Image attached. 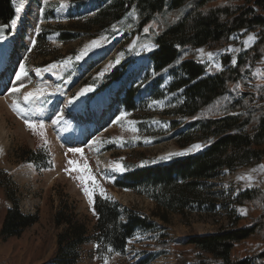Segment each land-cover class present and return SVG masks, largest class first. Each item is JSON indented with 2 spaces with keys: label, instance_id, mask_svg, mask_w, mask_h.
Wrapping results in <instances>:
<instances>
[{
  "label": "rangeland",
  "instance_id": "rangeland-1",
  "mask_svg": "<svg viewBox=\"0 0 264 264\" xmlns=\"http://www.w3.org/2000/svg\"><path fill=\"white\" fill-rule=\"evenodd\" d=\"M63 2L64 0H48L45 4L44 0H33L35 8L33 3L29 6V16L33 19L29 22V27L25 26L21 30L20 37L10 53L9 66L1 79L5 80V86L0 91V232L7 209L11 207L5 191V173L12 179L15 192H10L19 201L21 211L26 215L38 216L39 221L18 238L5 240L0 236V257L8 259V264L47 263L54 256L57 247L59 230L54 224V216L64 204L75 209L81 220L88 221L89 235L92 236L96 218L93 203L89 204L88 197L84 194V184L80 179L82 173L72 171L67 163L68 160H75L80 166L87 163L95 179L105 189L106 195L122 209L142 212L150 217L160 230L156 233L137 231L133 240L129 241L124 255L111 251L98 253L96 244L91 241L83 247L82 258L78 264H105V258L108 264H139L149 254L156 255L149 264H192L197 259L193 254L187 253L189 248L179 244L164 248L160 243L159 234L164 229L163 232L168 238L181 241L188 236L212 234L221 228L230 227L229 222L234 219L231 218V213L232 217L251 218L247 207L237 204L235 198L245 190L264 191V163L234 171L225 169L219 177L209 181L207 187L214 208L208 209L204 206L201 212L189 211L185 216L168 213L165 221L157 216L160 212L153 200L132 190L117 188L115 183L126 168L143 164H163L176 158L196 155L204 149L201 143H194L184 149L179 148L174 140L166 138L172 134L170 126L172 119H175L168 112L172 111L182 98L180 93H168L167 89L173 81V76L169 71L156 73L150 55L156 49L154 38L173 22V15H156L140 33L137 30L139 19L135 11H132L122 24L114 27V36L103 35L94 38L81 35L73 41L63 43L60 35L55 33L47 37L51 49L49 56H35L32 41H36L37 35L44 29L49 30V26L69 29L72 24H84L95 14L98 7L97 0L75 9H71L70 0H67L68 7L61 8ZM52 9L53 16L50 14ZM18 16L17 13L16 19ZM249 37L253 39L249 40ZM257 40V33L241 31L234 34L230 43L225 46L214 49L208 46L188 47L182 51L181 58L202 64L206 68L205 75L213 76L226 68L225 58L230 59L229 66H235L239 58ZM0 41L5 47L9 45L10 39L5 36L0 38ZM92 41H100V46L89 48L87 54L76 61L75 57ZM24 46L28 48L27 51L20 49ZM148 48H151V51ZM201 49L203 53L199 51ZM208 53L212 54L211 59ZM70 57L71 64L64 66L60 63ZM118 59L119 64L116 63ZM21 64H25L28 76L17 81L15 75L19 72ZM53 64L57 67L50 68ZM122 64H125V67L128 65L124 70L122 89L118 91V97L110 110L98 112L97 103L100 96L117 84H112L107 90L99 93V81ZM45 68L49 70L37 74V69ZM101 72H104L103 76L100 75ZM254 75L255 83L244 80L249 89L254 84L264 83V58L257 62ZM158 77L163 81L159 90L164 93V97L151 101L150 94L154 93L153 86ZM20 84H25L26 87L18 93H11V89ZM131 84L140 85L136 104L139 106L142 101H146L147 105L140 106L137 113H127L128 115L121 119L126 112L120 106V99L125 87ZM87 86H92L94 90L79 97L74 103H68L70 98L75 97ZM37 90H40L39 96L25 103L24 95ZM17 103L27 109L28 119L44 123V137L39 134V129L35 132L30 129L24 118L13 110ZM61 113L63 121L60 124L54 123ZM93 140L97 143L93 144ZM197 144L202 146L199 150L187 152ZM69 148H81L83 156L68 152ZM28 150L46 152L52 157V167L39 169L34 164L25 162ZM182 152L187 154L162 159L169 154ZM116 164H121L125 171L116 170ZM66 168L69 171H65ZM249 176L252 178L251 182L246 179ZM107 177H111V181ZM95 194L100 195L99 189H96ZM242 224L243 222L240 225ZM253 243L255 241L251 240L250 246ZM241 249H245V245H242ZM236 252L243 254L239 250Z\"/></svg>",
  "mask_w": 264,
  "mask_h": 264
},
{
  "label": "trees",
  "instance_id": "trees-1",
  "mask_svg": "<svg viewBox=\"0 0 264 264\" xmlns=\"http://www.w3.org/2000/svg\"><path fill=\"white\" fill-rule=\"evenodd\" d=\"M90 1L70 0L71 9L81 8ZM14 2L0 0V26L10 25L16 18ZM97 3L95 14L84 24H72L69 29L55 26L44 29L37 35L33 54L48 57L51 49L47 37L55 33L63 43L81 35L114 36V27L122 24L132 11L139 19V33L156 15H173V22L154 38L157 49L150 55L156 73L169 71L173 76L168 93H180L182 98L168 112L175 119L171 121L172 134L166 138L174 140L179 148L201 143L204 149L196 155L163 164L126 168L115 184L119 189H129L153 200L162 221L167 219L168 213L185 216L189 211L201 212L204 206L214 208L207 189L209 181L219 177L225 169L234 171L264 163V83L254 84L251 89L244 83V80L255 83L257 62L264 58V0H97ZM52 12L53 9L51 16ZM241 31L257 33V42L235 66H229L230 59L225 58L226 68L218 74L206 76L205 66L181 58L182 51L188 47L225 46ZM126 67L122 64L102 78L99 92L120 82ZM162 82L161 77L156 79L151 101L164 97L159 90ZM139 91L140 85L125 87L120 105L126 113H137L140 106L147 105L146 101L139 106L136 104ZM26 153L24 161L39 169H50L53 165L52 157L46 152L28 150ZM5 178L11 207L7 209L0 236L7 240L20 237L37 224L39 218L21 211L19 201L10 192H15L12 179L7 173ZM235 202L247 207L251 218L232 217L231 213L234 219L229 222L230 227L212 234L188 236L181 241L168 238L163 229L159 234L162 247L179 244L189 248L187 253L197 259L192 264H264V191L245 190L236 196ZM93 208L96 218L91 236L88 221L81 220L68 205L61 206L54 216L59 230L57 247L45 264H78L83 247L91 241L99 245L98 253L110 248L111 252L124 255L137 231H160L147 215L122 209L117 202L99 194L94 195ZM251 240L255 241L252 246ZM242 245H245L243 250ZM155 258V254H149L139 264H149ZM0 264H8V259L0 257Z\"/></svg>",
  "mask_w": 264,
  "mask_h": 264
},
{
  "label": "snow or ice",
  "instance_id": "snow-or-ice-1",
  "mask_svg": "<svg viewBox=\"0 0 264 264\" xmlns=\"http://www.w3.org/2000/svg\"><path fill=\"white\" fill-rule=\"evenodd\" d=\"M45 4L48 3V0H44ZM22 5L17 7L16 8V11L17 13L21 12L22 11ZM61 8H66L68 7V3H67V0H64L63 3H61L60 5ZM19 19V16L17 17V19H14L12 21V27L15 28L16 27V24H17V20ZM0 31H2V29H0ZM37 32H39V29L36 30ZM148 29L146 28L145 29V32H147ZM2 38V37H0ZM253 37H249V40H252ZM36 44V41L33 40L32 41V45L35 46ZM100 46V41H92L90 45L86 46L84 51H82L78 56L75 57L76 61H79L84 55L87 54V51L89 50V48H95V47H99ZM149 51H151V48H148ZM201 53H203V50H199ZM232 51H236V49H232ZM123 54H121L122 56ZM208 56H209V59L212 58V54L211 53H208ZM72 62V58H68L67 60H64V61H61L60 63L64 66H67L69 64H71ZM119 59L116 61L117 64H119ZM233 63H235V61H233ZM57 65L56 64H53L50 66V68H56ZM109 67H112V65H109ZM217 67L219 68L220 66L217 65ZM49 69L48 68H45V69H37L36 72L37 74L39 75L40 72L42 71H48ZM101 76L104 75V72H101L100 73ZM28 76V71L26 69V66L25 64H21L19 66V72L16 73L15 75V79L17 81H21L23 77H27ZM26 87L25 84H20V86L18 87H13L11 89V93H18L21 91L22 88ZM240 86L237 85V88H239ZM94 90V88L92 86H87L83 89H81L77 95L75 97H72L68 100V103L69 104H72L75 102L76 99H79V97H82L84 96L85 94L87 93H90ZM10 93V94H11ZM39 93H40V90H37L35 92H28L27 94L24 95L23 99L25 101V103H28L30 101H32L33 99L37 98L39 96ZM13 110L17 112L18 115H20L22 118H24V122L25 124L30 128L32 129L34 132L39 129V134L44 137L46 134H45V125L43 122H39L37 123L36 121L34 120H31V119H28L27 118V109L21 107L18 103L14 105L13 107ZM128 115L127 113H124L121 117V119L123 118V116H126ZM63 121V113H61L59 116L56 117L54 123L56 124H60L61 122ZM133 131H135V129H133ZM46 139H45V143H46ZM93 144H96L97 141L96 140H93L92 141ZM202 146L197 144V145H194L191 149H188L187 152H191L193 150H199ZM68 152H71V153H79L81 156H83V150L81 148H69L68 149ZM187 152H182V153H173V154H169V156L167 157H162V159H170L172 157V155H185L187 154ZM68 165L71 166V170L72 171H77L79 173H82V175L80 176V179H81V183L84 184V194L85 196L88 197V201H89V204H92L93 203V196H94V193L96 191V189H99V193L100 195L104 198V199H108L109 197L106 195V192H105V189L99 184V182L95 179V176L92 174V170L88 167L87 163L85 162L83 166H80L78 164L77 161L75 160H68ZM115 169L120 171V172H123L125 171V168L121 165V164H116L115 165ZM65 171H69V169H65ZM107 179H109L111 181V177H107ZM241 179H245V177H241ZM249 182H251V176L247 177L246 178ZM89 185H91L92 187H90ZM93 212L95 214V211L93 209ZM97 247H99V245H97ZM108 251H112V249H108ZM105 264H108V260L107 258H105Z\"/></svg>",
  "mask_w": 264,
  "mask_h": 264
},
{
  "label": "bare ground",
  "instance_id": "bare-ground-1",
  "mask_svg": "<svg viewBox=\"0 0 264 264\" xmlns=\"http://www.w3.org/2000/svg\"><path fill=\"white\" fill-rule=\"evenodd\" d=\"M33 0H17L15 3L16 8L19 6L22 7V11L19 12V19L17 20L16 27L14 28V32L12 36L10 37L9 45L8 46H2L0 41V91L5 86V80H1L3 78V73L5 69L8 68L10 63V53L12 52V47L20 37L21 30L23 27L28 26L29 22L33 17H30V9L29 6H32ZM33 7L34 3H33ZM123 84V81L118 82L114 87L109 88L107 91H105V94L100 96L98 103H97V109L98 112L104 113L105 110H108L114 101L118 97V91L121 89ZM109 101H112L111 104L108 106ZM110 110V109H109Z\"/></svg>",
  "mask_w": 264,
  "mask_h": 264
},
{
  "label": "water",
  "instance_id": "water-1",
  "mask_svg": "<svg viewBox=\"0 0 264 264\" xmlns=\"http://www.w3.org/2000/svg\"><path fill=\"white\" fill-rule=\"evenodd\" d=\"M0 29H2V31H0V37H4L7 34H9V32L11 31V26L10 25H1Z\"/></svg>",
  "mask_w": 264,
  "mask_h": 264
},
{
  "label": "crops",
  "instance_id": "crops-1",
  "mask_svg": "<svg viewBox=\"0 0 264 264\" xmlns=\"http://www.w3.org/2000/svg\"><path fill=\"white\" fill-rule=\"evenodd\" d=\"M133 240V239H132Z\"/></svg>",
  "mask_w": 264,
  "mask_h": 264
}]
</instances>
